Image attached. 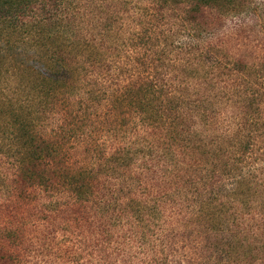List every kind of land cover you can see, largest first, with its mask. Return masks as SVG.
I'll return each mask as SVG.
<instances>
[{"label":"rangeland","instance_id":"rangeland-1","mask_svg":"<svg viewBox=\"0 0 264 264\" xmlns=\"http://www.w3.org/2000/svg\"><path fill=\"white\" fill-rule=\"evenodd\" d=\"M196 1L0 19V264H264V0Z\"/></svg>","mask_w":264,"mask_h":264},{"label":"trees","instance_id":"trees-1","mask_svg":"<svg viewBox=\"0 0 264 264\" xmlns=\"http://www.w3.org/2000/svg\"><path fill=\"white\" fill-rule=\"evenodd\" d=\"M75 1L76 0H0V19L6 21L9 25L16 23L21 19L34 20L38 23V30L40 33L46 34L45 36L49 38L53 36L54 39V34L59 33L60 28H62L64 23L69 20L68 12L72 8V4ZM192 1L194 2L193 4L195 7H199L196 0ZM53 42H56V38ZM138 42L145 43L146 40L139 39ZM54 55L58 56L60 55V52L57 51ZM54 59L56 67H61V60L57 57H54ZM50 90L51 89H49V91ZM46 98L44 96V100L40 102L41 108H38L42 115L47 113V109H43L47 108ZM49 109L52 110L51 108ZM52 133L54 141L52 138V145L50 146L57 147L52 150L51 147H44L43 145L46 142L42 139V137L38 136V152L33 149V147L27 148V153L25 155L29 157V161L26 162L23 172H36L35 168H37L38 164V177H45V174L48 173V175L51 174L52 177L57 172H60L70 187L77 184L78 180L87 181L82 173L84 170H80L75 173L74 169L71 170L69 168V171H65V168L62 167V165H59L60 162H62L60 161L62 157L60 156L58 159L56 158L59 152L58 148L60 147L61 136L53 131ZM24 135H26V133ZM55 136H58L59 140H57ZM117 152L118 153L114 155V159L118 160L116 162H119V157L116 156L119 155L120 151L117 150ZM99 157L102 159L101 156ZM57 165H59V171H56Z\"/></svg>","mask_w":264,"mask_h":264}]
</instances>
